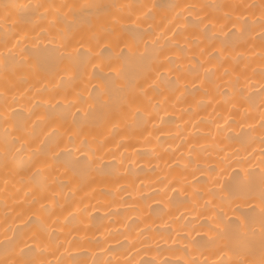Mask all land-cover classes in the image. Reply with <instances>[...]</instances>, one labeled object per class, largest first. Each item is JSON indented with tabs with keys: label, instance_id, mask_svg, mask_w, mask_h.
<instances>
[{
	"label": "bare ground",
	"instance_id": "1",
	"mask_svg": "<svg viewBox=\"0 0 264 264\" xmlns=\"http://www.w3.org/2000/svg\"><path fill=\"white\" fill-rule=\"evenodd\" d=\"M262 261L264 0H0V264Z\"/></svg>",
	"mask_w": 264,
	"mask_h": 264
},
{
	"label": "snow or ice",
	"instance_id": "2",
	"mask_svg": "<svg viewBox=\"0 0 264 264\" xmlns=\"http://www.w3.org/2000/svg\"><path fill=\"white\" fill-rule=\"evenodd\" d=\"M37 7H39V5H37ZM261 264H264V261H262Z\"/></svg>",
	"mask_w": 264,
	"mask_h": 264
}]
</instances>
